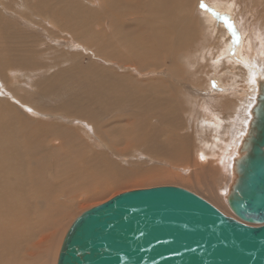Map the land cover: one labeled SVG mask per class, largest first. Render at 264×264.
Instances as JSON below:
<instances>
[{
  "label": "bare ground",
  "instance_id": "bare-ground-1",
  "mask_svg": "<svg viewBox=\"0 0 264 264\" xmlns=\"http://www.w3.org/2000/svg\"><path fill=\"white\" fill-rule=\"evenodd\" d=\"M220 1L212 0L218 3L207 11L204 7L203 13L196 8L200 0H98L96 10L90 7L91 0H0V82L4 87L10 83L11 88L16 84L13 88L18 89L5 92L15 105L0 101L4 105L0 106V247L4 254L8 251L21 262L43 264L42 254L68 215L67 207L57 213L50 207L58 205L64 192L83 177L72 171L75 163L70 161L73 150L90 147L83 139L103 142L106 154L115 159H125L123 152L131 148L113 152V147L137 143L138 149L147 146L146 153L154 156L191 163L184 141L174 146L160 140L156 144L142 128L145 121L154 120L175 133L181 131L184 106L193 107L188 93L193 79L201 78L207 69L221 82L231 81L236 71L247 88L242 95L229 91L228 96H209L206 116H216L226 125L218 167H197L195 160L200 161L195 156L196 171L190 169L207 189L210 202L234 217L225 196L232 161L257 102L259 84L264 83V0ZM20 18H33L36 23L47 20L66 35L67 47L82 44L90 56L84 51L57 54L55 47L35 36L39 27L33 26L34 33L19 29ZM44 32L55 41V34ZM191 43L200 53L182 55ZM104 60L113 63L115 70L104 66ZM127 68L140 73L151 70L148 76L163 77L140 80L129 70L120 73ZM30 109L54 123L29 120L25 115ZM74 123L80 126L74 128ZM159 127L155 125L149 135L164 134ZM137 135L145 140L139 141ZM8 258L2 261L13 260Z\"/></svg>",
  "mask_w": 264,
  "mask_h": 264
},
{
  "label": "water",
  "instance_id": "water-1",
  "mask_svg": "<svg viewBox=\"0 0 264 264\" xmlns=\"http://www.w3.org/2000/svg\"><path fill=\"white\" fill-rule=\"evenodd\" d=\"M232 161L234 217L176 186L123 192L82 212L56 264H264V83Z\"/></svg>",
  "mask_w": 264,
  "mask_h": 264
},
{
  "label": "rangeland",
  "instance_id": "rangeland-1",
  "mask_svg": "<svg viewBox=\"0 0 264 264\" xmlns=\"http://www.w3.org/2000/svg\"><path fill=\"white\" fill-rule=\"evenodd\" d=\"M223 1L229 2L230 0H222L220 2L223 3ZM200 2H201L200 7H199V4H198V6L196 5V8L198 7V12H201V11L203 12L205 10L204 7H206V11H207L208 9L215 7V4L218 3V2H212V0H200ZM89 4H90V7H92L94 10H96V7H97L96 5L98 4V0H96V1L91 0V2ZM201 5H202V7H201ZM249 9H250V6H249ZM0 12L3 15L1 7H0ZM33 21H35L33 18L28 19V20H22L21 19V22L18 23V25H19L18 28L19 29L25 28V30H27L28 32L34 33L37 30H36V28H33V26L39 27V29H38V31L40 30L39 34L35 35V36H38L41 39H43L44 44L46 46H51L52 49H53V47H55L57 49V52H59L57 54H61V53H72V54L74 53V54H76V53H82L85 50V47L79 43H73V45L71 47H67L68 44H66V41H68V39L66 38V35L63 34L62 32H60V30L56 26H54L53 24H51L47 20H41V19L39 20L38 19L37 23L33 22ZM249 21H252V19L249 18ZM44 30L48 31V33L50 32L52 34H55L57 36L55 41H50L46 37V33L44 32ZM194 30L196 31L195 27H194ZM193 45L194 44L191 43L189 45L188 49L183 50V51H185V53L184 54L181 53V54L187 55V53L189 51H196L197 52V50L194 47H192ZM78 48L79 49L84 48V49H80L81 50L80 51ZM88 51L89 50L84 51L83 54H85V56H90L88 54ZM197 53H200V52L198 51ZM202 56H204V54H202ZM201 60L204 61L205 59H201ZM94 61L97 62L96 59ZM96 64L98 65L99 63H96ZM102 64H103V62H102ZM207 64H209V63H207ZM104 66H110L111 68H113V70H115L114 69L115 66L113 65V63L111 64V62L104 60ZM57 68H59V66ZM162 69H164V68H162ZM124 70H129L130 72H132V74H134L136 76V78H139L140 80L146 79V78L158 79V78L163 77L162 75L158 76L159 74L153 75L154 73L152 75L148 76L147 73L150 72L151 70L148 72H145V73H140L137 70L133 71L132 69H128V68L123 69V70H119V71H120V73L126 72ZM207 70L208 71H206L201 78L193 79V86L191 87V89L188 92L190 98L193 100L192 101L193 107L188 108L185 105L184 106L185 110L182 108L183 109L182 113L186 117V120L183 124L181 131H179L178 133H175L174 131L168 130L170 128L167 126L161 125L159 123H156V124L153 123L154 120H151V122L145 121L144 126L146 123L147 129L144 126L142 128V131H144L148 136H150L156 142V144L160 140V141H166V142L172 143L174 146V145L180 144L181 141H184L185 142L184 148L187 149V151H189V162H191V163H189V164L183 163V161H180L178 159H173V160L166 159V157H167L166 155H165V157H161L158 155L154 156L155 154H152L150 152L146 153L145 150H147V146H144L143 148L138 149L140 147V144H137V143L136 144L134 143V145H133V143H131V145L120 144L119 147H113V152H117V151H121V150L124 151L125 148H131L129 150H126L122 154V156L125 157L126 161H125V159H118V158L115 159V158H112L109 154H106V152L104 150V143L103 142H101L99 140H95L92 137H91L92 141L83 139V141L86 142L88 145H90V147L84 146L83 147L84 149L82 148V150H79L78 148H76L75 150L72 151V153H73L72 157L73 158L72 159L70 158V161L72 160L71 161L72 164L75 163V165L73 164V166H75V167H72L73 168L72 171H74V172L79 171V174H81V176H83V177L80 179L81 181H79L81 184H78L79 182L76 181L74 187H71V189H68L66 192H64L63 195H65V198H61V200H58V201L56 200L58 205H55L52 203V207L49 206L51 209H54L55 213H57L60 209L67 207V209L65 211H67L66 214H68V215L64 219V222L61 225V228L56 227L57 229H59V231H57V234L53 237V239H52L53 241L50 244L51 246L47 247V249L42 254V259H43L42 263L43 264H56V259H57L58 251H59L63 236L66 234L69 226L76 219V217H78L82 212H84V211H86L92 207L98 206L102 203H105L106 201L110 200L114 196L121 194L123 192L138 190V189H147V188L158 187V186H176V187H180V188H183V189H186L190 192L195 193L196 195L202 197L207 202H209L211 205L216 207L214 204H212V202H210L212 200H210L211 198L209 196V193L207 192V189L200 185V183L192 176L193 171H191V170L196 171V167L192 164L194 162L195 156H196L197 160L200 161V162H198L195 160L197 167H202L203 165H207V164H213L215 167L216 166L218 167V156L220 155V148L222 145L221 139L225 138L226 125H223L222 121H219L220 119L217 118L216 116H215V118L213 117V115L206 116L207 112H208V110L206 112V109H208L206 103H207L209 96L212 94H215L218 96H228V94H229L228 92L232 91L234 94L242 95L241 91L244 90V92H246L247 88H246V86L243 85V82L240 79L241 75L236 71L233 72L235 74H233L231 72L232 73L231 74V76H232L231 81L229 79L227 82L225 80L223 82H221L218 79V77L220 78V76H215L212 69H207ZM159 71L160 70L158 69L157 73H159ZM206 73H209V75L206 76ZM229 73H230V71H229ZM9 74H11V73H9ZM17 74L19 75V73H17ZM223 75H225V74H223ZM36 78L37 77H32V78L28 77V80L34 81ZM217 79H218V81H216ZM17 80H18V78L15 79V81H17ZM140 80H138V81H140ZM227 83L228 84L230 83L231 85L229 84V86L227 87V85H228ZM9 85H10V83L6 84V86L4 87V85H2V82H0V101L5 102L6 104L8 102V103H12L13 105H15L14 100L10 99V97H8L5 93L7 91L6 88H9V89L11 88ZM13 87H16V84L13 85ZM13 87L11 89H15ZM17 90L18 89H15V92ZM195 90H197V92H195ZM203 98H204V101L202 100ZM193 102H196V103H194V105H193ZM40 103L42 104V102H40ZM0 106H4L3 103L2 104L0 103ZM194 106H196V107H194ZM196 110H197V112H196ZM57 116L59 118H61L63 115L61 113H59ZM25 117L29 118V120L38 121L40 123L42 122V123L52 124V122H53L50 119H45L43 116L38 115L37 113H35L31 109L29 110V113H27L25 115ZM62 119H64L65 121H70L68 118H65V117H63ZM189 120H191V121H189ZM199 121H200L201 128L198 126ZM75 122H77V121H75ZM155 125L158 127L160 125L159 128L165 132L164 134L158 135V137L156 136V138L153 137V135H149L150 134L149 131H151V129ZM77 126L79 127L80 125H77V123L72 124V127H74V128H76ZM84 126L87 130L90 129L89 125H84ZM126 127H128V126H126ZM191 127H192V129H191ZM144 128H145V130H144ZM189 130H190V132H189ZM145 133H144V135H145ZM183 136H184V138H180ZM136 138H138L139 141L143 140V139L145 140L144 137L142 139L139 138V135H137ZM177 139H179L180 141ZM123 142H125V141H123ZM207 147H208V149H207ZM64 151H66V150H64ZM81 152H82V155L80 156ZM127 153H129L130 155ZM78 154H79L80 158H79ZM128 157L130 159H128ZM74 158H76V159H74ZM91 161H93L94 163H96L97 161H101V163L98 165L91 164V166L87 167L85 165V163L86 162L90 163ZM76 163H78V164H76ZM76 166H78V167L76 168ZM188 169L189 170L191 169L190 170L191 172H189ZM120 171H122V172L125 171L126 173L117 174ZM108 175L111 177H109ZM85 182L87 184H85ZM68 191H70L71 194ZM216 193H217V191H216ZM56 196H57V193H54L53 197H56ZM66 196H68V197L66 198ZM218 197L222 200L221 196H218ZM225 203H224V205H225ZM221 206H219V207H221ZM226 207H228V206H226ZM69 209H71V211ZM218 210L221 211L220 209H218ZM68 211H70V212H68ZM223 214H225V213H223ZM52 215L53 214H50L48 217L49 218L48 222H50V223L52 221ZM225 215H227V214H225ZM40 222L43 223V220L40 219ZM10 226H11V224H10ZM10 226H9V228H10ZM37 230L41 231L43 229H37ZM49 232H51V231H47V233H49ZM58 232H59V234H58ZM62 232H63V234H62ZM57 240H59V243ZM21 241H23V240H21ZM30 245H32V244L30 243ZM34 249H35V247H34ZM3 250H4V248L2 249V247H0V264H1V262L4 264L5 262H3L2 260L6 259L5 261H7L8 257H10L11 259H13L15 261L8 258L11 261H9L10 263L7 262L5 264H16V263L18 264L21 262V260L19 261V258L15 257L13 254H9L8 251H7V254H4ZM2 254H4L5 256L3 255V257H2ZM22 254L24 256L26 255V253H22ZM5 257H7V258H5ZM22 263L23 264H31V263L35 264L34 261H32L31 263H27V262L23 261L20 264H22Z\"/></svg>",
  "mask_w": 264,
  "mask_h": 264
}]
</instances>
